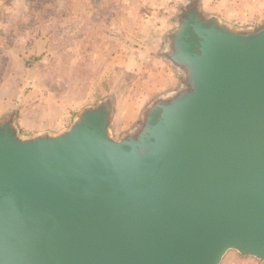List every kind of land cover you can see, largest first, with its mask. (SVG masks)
I'll return each instance as SVG.
<instances>
[{"label":"water","instance_id":"1","mask_svg":"<svg viewBox=\"0 0 264 264\" xmlns=\"http://www.w3.org/2000/svg\"><path fill=\"white\" fill-rule=\"evenodd\" d=\"M159 54L180 82L118 137L110 98L57 132L0 120V264H264V20L188 0Z\"/></svg>","mask_w":264,"mask_h":264},{"label":"rangeland","instance_id":"2","mask_svg":"<svg viewBox=\"0 0 264 264\" xmlns=\"http://www.w3.org/2000/svg\"><path fill=\"white\" fill-rule=\"evenodd\" d=\"M186 1L56 0L59 15L40 20V33L24 40L13 37L30 18L18 15L30 10L41 19L35 0H0V120L15 114L24 135L57 132L84 106L110 98L114 135L131 130L180 82L159 52ZM221 264L259 263L228 253Z\"/></svg>","mask_w":264,"mask_h":264},{"label":"crops","instance_id":"3","mask_svg":"<svg viewBox=\"0 0 264 264\" xmlns=\"http://www.w3.org/2000/svg\"><path fill=\"white\" fill-rule=\"evenodd\" d=\"M199 1L204 14L215 15L222 21L236 26L256 25L264 20V0Z\"/></svg>","mask_w":264,"mask_h":264},{"label":"trees","instance_id":"4","mask_svg":"<svg viewBox=\"0 0 264 264\" xmlns=\"http://www.w3.org/2000/svg\"><path fill=\"white\" fill-rule=\"evenodd\" d=\"M56 0H35L36 4H37V8H38V12H39V17L41 19L35 18L34 14L31 13L30 10L27 11V13L25 11H22L18 16L19 18L24 19L27 14H29V18L30 21L28 22V24H18L17 30L15 32V35L13 37V39H19L22 35H23V39L27 40L28 38L31 39L32 37H29L32 33H36L35 37L39 32V28H40V20H47L50 21L48 18L49 15H59L57 13L56 7L53 5L55 4ZM8 9L10 8V5L7 6ZM5 15V14H4ZM6 51V50H5ZM2 55L4 56V68H5V61L6 58L8 57L7 52L2 53ZM27 65H31V62H27ZM3 65V64H2ZM3 69V66H2ZM1 70V68H0ZM229 253H234L237 257H240L238 254H236L235 252H229ZM243 258V257H241Z\"/></svg>","mask_w":264,"mask_h":264}]
</instances>
